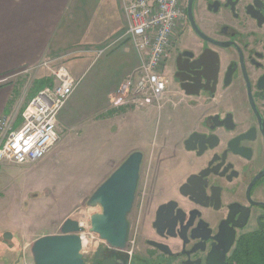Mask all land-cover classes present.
Segmentation results:
<instances>
[{"label": "flooded vegetation", "instance_id": "1", "mask_svg": "<svg viewBox=\"0 0 264 264\" xmlns=\"http://www.w3.org/2000/svg\"><path fill=\"white\" fill-rule=\"evenodd\" d=\"M165 69L163 144L145 178L143 151L128 242L136 220L150 262L209 264L214 250L232 264L237 241L224 259L214 238L224 221L248 220L229 224L237 240L252 220L264 230V0H186Z\"/></svg>", "mask_w": 264, "mask_h": 264}, {"label": "crops", "instance_id": "2", "mask_svg": "<svg viewBox=\"0 0 264 264\" xmlns=\"http://www.w3.org/2000/svg\"><path fill=\"white\" fill-rule=\"evenodd\" d=\"M127 27L122 0H0V119L8 116L14 127L20 126L29 102L23 94L14 101V83L4 78L68 51L84 50L65 62L79 84L59 113L60 140L52 149L60 156L64 146L59 142L73 130L93 137L101 129L111 131L110 138L117 135L129 120L126 107L114 106L113 98L142 61ZM46 157L32 164H0L2 216L12 209L30 216L50 196L56 185ZM9 231L0 228V237Z\"/></svg>", "mask_w": 264, "mask_h": 264}, {"label": "rangeland", "instance_id": "3", "mask_svg": "<svg viewBox=\"0 0 264 264\" xmlns=\"http://www.w3.org/2000/svg\"><path fill=\"white\" fill-rule=\"evenodd\" d=\"M64 62L59 60L51 63V70L43 63L26 66L3 80L13 81L14 101L22 94L30 101L40 82L50 78L55 81L52 70ZM123 113L129 123L126 122L114 137L110 138L111 131L107 133L102 129L95 137L85 135L80 129L73 130L66 132L59 142L64 146L60 156H55L54 149L45 156L50 180L56 186L48 198L36 204L30 216L16 214L13 209L7 216L0 214V228L13 230L0 237V264H35L32 253L35 240L46 234L61 233L63 223L71 216L77 217L83 226L81 235L86 259L100 264H115V260L109 257L112 247L104 238V233L92 230L91 215L101 212L102 208L100 205H87V200L129 153L136 149L146 153L142 173L145 178L152 158L157 156L163 144L157 107L148 106L144 110L126 107ZM142 115L145 118H141ZM115 127L118 128V124ZM110 128L111 124H108L107 129ZM142 135H145V143L142 142ZM132 221L133 228L126 249L132 259L127 264H155L150 262L147 245L139 237L136 220ZM254 224L252 220L244 232L256 229Z\"/></svg>", "mask_w": 264, "mask_h": 264}, {"label": "built area", "instance_id": "4", "mask_svg": "<svg viewBox=\"0 0 264 264\" xmlns=\"http://www.w3.org/2000/svg\"><path fill=\"white\" fill-rule=\"evenodd\" d=\"M186 0H124L127 35L142 54V61L124 80L113 105L143 109L161 108L168 94L166 62L173 36ZM97 51H102L97 50ZM84 50H71L50 58L43 65L78 56ZM51 70V68H50ZM53 83L40 89L27 103L23 122L14 127L8 116L0 119V164H32L44 158L60 138L58 116L78 87L66 63L52 70Z\"/></svg>", "mask_w": 264, "mask_h": 264}, {"label": "water", "instance_id": "5", "mask_svg": "<svg viewBox=\"0 0 264 264\" xmlns=\"http://www.w3.org/2000/svg\"><path fill=\"white\" fill-rule=\"evenodd\" d=\"M143 159L142 150L130 152L87 200V205H100L102 208L101 212L91 215L92 230L104 233V238L117 251H124L128 247L127 217L134 205ZM238 221H241L239 228L248 223V220H225L214 237L221 242L220 254L224 259L237 241L238 227L229 224ZM82 231L83 226L78 218L71 216L63 223L61 233L39 237L32 246L35 264H100L98 261L90 262L84 256ZM214 254L212 250L209 264H228L213 262L211 258Z\"/></svg>", "mask_w": 264, "mask_h": 264}, {"label": "trees", "instance_id": "6", "mask_svg": "<svg viewBox=\"0 0 264 264\" xmlns=\"http://www.w3.org/2000/svg\"><path fill=\"white\" fill-rule=\"evenodd\" d=\"M52 79L40 82L37 92L52 84ZM231 262L232 264H264V230L240 235L231 256Z\"/></svg>", "mask_w": 264, "mask_h": 264}, {"label": "bare ground", "instance_id": "7", "mask_svg": "<svg viewBox=\"0 0 264 264\" xmlns=\"http://www.w3.org/2000/svg\"><path fill=\"white\" fill-rule=\"evenodd\" d=\"M117 94H118V92H117ZM70 97H71V96H70ZM58 126H59V121H58ZM59 140H60V138H59ZM57 143H58V142H57ZM57 143H56V144H57ZM82 238H83V237H82Z\"/></svg>", "mask_w": 264, "mask_h": 264}]
</instances>
